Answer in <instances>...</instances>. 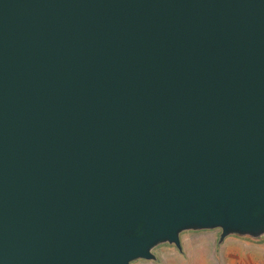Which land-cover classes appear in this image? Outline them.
Returning <instances> with one entry per match:
<instances>
[{
  "label": "water",
  "instance_id": "obj_1",
  "mask_svg": "<svg viewBox=\"0 0 264 264\" xmlns=\"http://www.w3.org/2000/svg\"><path fill=\"white\" fill-rule=\"evenodd\" d=\"M215 230L264 239V0H0V264Z\"/></svg>",
  "mask_w": 264,
  "mask_h": 264
},
{
  "label": "rangeland",
  "instance_id": "obj_2",
  "mask_svg": "<svg viewBox=\"0 0 264 264\" xmlns=\"http://www.w3.org/2000/svg\"><path fill=\"white\" fill-rule=\"evenodd\" d=\"M218 234V230L182 234L181 253L162 246L156 251L158 262L137 264H264V239L252 242L227 238L217 247Z\"/></svg>",
  "mask_w": 264,
  "mask_h": 264
},
{
  "label": "flooded vegetation",
  "instance_id": "obj_3",
  "mask_svg": "<svg viewBox=\"0 0 264 264\" xmlns=\"http://www.w3.org/2000/svg\"><path fill=\"white\" fill-rule=\"evenodd\" d=\"M159 250V248L157 247V248H155L154 250H153V254H155V256L157 257V253H156V251H158ZM158 259V258H157ZM158 261H159V259H158ZM157 261V262H158ZM139 262H146V261H143V260H136V261H134L132 264H137V263H139Z\"/></svg>",
  "mask_w": 264,
  "mask_h": 264
}]
</instances>
